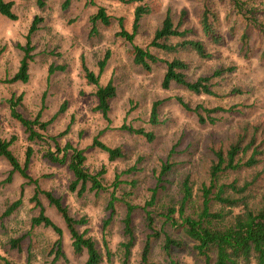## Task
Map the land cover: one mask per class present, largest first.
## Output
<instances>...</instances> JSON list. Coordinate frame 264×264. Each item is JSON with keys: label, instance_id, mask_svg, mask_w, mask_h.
<instances>
[{"label": "rangeland", "instance_id": "rangeland-1", "mask_svg": "<svg viewBox=\"0 0 264 264\" xmlns=\"http://www.w3.org/2000/svg\"><path fill=\"white\" fill-rule=\"evenodd\" d=\"M65 0H48L44 8H39L37 0H14L16 20L0 14V135L11 139L17 136L12 149L24 164L25 152L29 142L18 121L10 115L9 99L13 94L22 96L19 110L27 118H35L41 111L43 120H52L48 133L58 136L61 145L67 142L83 149L87 156V166L92 171L105 169L107 185H111L117 174L120 179H137L133 193L126 197L137 208L135 223L141 227L138 233L137 254L132 264H139L140 247L146 237L144 229V206L151 197V191L158 183L161 165L165 162H176L168 178V193H160L162 202L178 197L177 187L185 175L190 174L197 191L207 182L208 170L212 159L209 148L214 143H228L245 126L264 123V0H247V8H255L259 26L247 27L249 34L248 48L240 42V36L246 26L237 21L232 29L235 17L232 6L227 1L218 4L221 17L220 32L224 36L223 44H214L200 34L198 17L202 10L200 0H144L151 12L146 14L136 32L134 42L142 47H149L160 58L171 59L174 54L150 46L156 29L168 9L176 21H179L183 10L187 11L186 24L196 27L198 38H203L213 56L200 59L192 52H182L180 57L190 63L189 78L194 80L201 75H211L219 67L234 66L235 70L223 76L213 78L217 96L196 95L183 87L173 85L169 90L161 87L166 67L163 63L154 65L152 70H141L133 62L132 45L117 36L123 19V27L133 30L134 10L139 3H123L118 0H72L70 6L63 8ZM105 7L114 17L112 24L102 27L101 36L90 38V17L99 7ZM72 13H75L73 17ZM43 18L39 29L32 35V61L29 66L27 82L10 79L17 72L23 56L22 46L27 43V35L36 16ZM77 20L81 23L77 24ZM75 25L73 37L79 34L85 47L79 48L75 40L65 37L60 30ZM69 30H71L69 28ZM95 49V51H89ZM110 51L111 57L101 72V83L105 84L111 77L118 86L117 96L112 102L110 121L103 119L96 110L95 87L89 84L82 72L81 56L94 72L99 73V61ZM53 68V70H52ZM181 96L192 106L204 104L207 107H234L231 111L218 114L215 123H200L197 114L186 111L177 101ZM156 100H165L160 109L161 123L152 125L149 122L151 106ZM66 109L59 112L63 103ZM216 115V114H215ZM144 128L155 133L154 141H147L143 136L119 131L123 124ZM178 129V131H177ZM100 138L110 146L123 145L126 157L109 161L107 155L92 145L94 137ZM34 155L30 160L28 171L39 179L42 189L51 191L60 197L71 214L80 218L86 215L88 224L79 226L80 231L88 228L91 235L104 251L103 221L111 212L106 204L110 197L108 192H88L79 198L69 188L71 174L65 166L49 163L43 156L40 145L34 146ZM140 168L137 174L125 172L131 166ZM11 174V166L0 157V249L5 257L17 264H50L54 255L52 250L58 234L44 225L32 226V218L39 214L40 207L31 200L34 185L28 184L19 174L13 173L10 182H5ZM128 182L123 183L121 192L129 190ZM256 192L264 193V173L257 179ZM164 194V195H162ZM22 197V204L13 214L2 217L6 207ZM257 199H259L257 197ZM46 213L62 228L64 257L55 264H84L86 255L76 254L72 248L71 238L57 210L42 199ZM156 207H149L155 209ZM159 212L160 209H155ZM125 215L123 202H116L114 218L106 230V238L112 253V260L103 264H121L119 243L123 238L122 220ZM20 238V247L14 248L10 242ZM183 264H204V260L193 252L191 244L178 254ZM152 258L161 260V251L156 244ZM0 264L3 261L0 259Z\"/></svg>", "mask_w": 264, "mask_h": 264}, {"label": "trees", "instance_id": "trees-1", "mask_svg": "<svg viewBox=\"0 0 264 264\" xmlns=\"http://www.w3.org/2000/svg\"><path fill=\"white\" fill-rule=\"evenodd\" d=\"M48 0H37L39 8H44ZM123 3H139L134 10L133 30L125 29L122 25L123 19L118 21L121 25L116 33L132 45L133 62L141 70H152L154 65L163 63L166 67L162 78L161 87L169 90L173 85L183 87L196 95L217 96L214 89L213 78L223 76L235 70L234 66L219 67L211 75H201L192 80L189 78L188 70L190 63L180 57L182 52H192L200 59H209L213 54L209 51L204 39L214 44H223L224 36L220 32L221 17L218 11V4L227 1L234 11L235 23L242 19L246 26L240 36V42L244 48H248L249 34L247 27L260 26L257 20L255 8H247V0H200L202 5L199 14L200 34L204 37L198 38L197 28L186 24L187 11L183 10L179 21H176L171 10L168 9L156 29L150 46L174 54L171 59L158 57L149 47H142L134 42L136 32L142 18L151 12L147 5L142 4L144 0H118ZM72 0H65L63 8L70 6ZM94 3V0H88ZM0 14L8 19L16 20L17 14L14 11V0H0ZM114 17L111 16L105 7L101 6L97 12L90 17V38L101 36V28L112 24ZM43 18L36 16L32 21L27 35V43L22 46L23 56L20 60L17 72L10 79V82L29 80V66L32 61L31 51L33 50L32 35L39 29V23ZM2 48L0 47V54ZM111 57L107 51L99 61L100 72L96 73L86 63L85 57L81 56L82 72L89 84L94 85L96 98V110L100 112L103 119L109 122L112 102L118 93V86L111 77L105 84L101 83V72L105 69ZM53 70V68H52ZM22 96L15 94L9 99L11 117L18 121L27 136L29 145L25 152L24 164L19 160L12 149V144L17 136L11 139L3 138L0 135V157L7 160L11 166V174L5 182H10L12 174H19L24 180L34 185V194L31 200L40 207L38 215L32 218V226L44 225L51 227L57 234L58 239L53 246L54 258L50 264H55L61 257H64L62 243V228L46 213L42 199H46L49 205L54 207L63 219L64 225L71 238V244L76 254L86 255L84 264H103L105 260H112L115 253H112L109 241L106 238V230L111 224L116 211V202H123L125 215L122 220L123 238L119 243L118 251L121 264H132L137 254L138 233L141 227L135 223V205L126 200L127 196L133 193L137 186V179L122 180L117 174L111 185H107L105 169L97 172L87 166V156L83 149L67 142L61 145L58 136L48 133V126L52 120H43L41 111L35 118H27L19 110L22 103ZM177 101L186 111H192L198 116L200 123H215L218 114L231 111L234 107L223 106L207 107L204 104L192 106L181 96ZM165 100H156L151 106L149 122L158 125L160 120V109ZM66 102L59 112L66 109ZM216 114V115H215ZM126 131L127 134H134L146 138L147 141L155 140V133L144 128L123 124L118 129ZM100 134H97L92 145L103 151L109 161H116L126 157L127 153L123 145L110 146L105 143ZM40 145L42 156L51 164L62 165L71 174L68 185L69 190L79 198L85 197L88 192H108L110 197L106 204V210L110 216L103 221V245L104 251L99 247L94 237L88 235V228L80 231L79 226L88 224L86 215L80 218L74 217L68 207L64 205L60 197L55 196L51 191L41 188L39 179L34 178L28 171L29 163L34 155V146ZM212 154L208 170L207 182H204L199 190H194L191 175L187 174L178 185V197L168 202H162L160 193H168V178L170 172L176 166V162H164L158 176V183L151 191V197L144 206V229L146 237L143 247H140L139 264H183L178 254L184 252L191 244L196 255L204 260V264H264V193L256 192L257 179L264 173V123L252 126H245L242 131L234 135L228 143L212 144L209 148ZM140 168L131 166L125 172L137 174ZM128 182L129 190L122 191L123 183ZM2 185V184H1ZM0 185V186H1ZM162 194V195H164ZM257 197L259 199H257ZM22 197L11 202L4 210L2 217L10 216L22 204ZM156 207L159 210L149 209ZM14 248L20 247V238L12 239L10 242ZM158 244L161 251V260L152 258L154 248ZM3 264H17L13 260L0 256Z\"/></svg>", "mask_w": 264, "mask_h": 264}, {"label": "clouds", "instance_id": "clouds-1", "mask_svg": "<svg viewBox=\"0 0 264 264\" xmlns=\"http://www.w3.org/2000/svg\"><path fill=\"white\" fill-rule=\"evenodd\" d=\"M183 4L188 5V0H182ZM73 17L75 16V13H72ZM81 23L79 20H77V24ZM69 28L71 30H69ZM76 31L75 25L72 26H66L64 29H61L60 32L63 36L65 37H70L73 38L75 40L76 45L83 49L85 47L84 44V40L79 36V34L77 33V35L75 37H73V33ZM89 51H95V49H89ZM0 66H2V61H0ZM0 71H2V67H0ZM178 131V129H177ZM2 239V238H0ZM4 255V252L2 249H0V256Z\"/></svg>", "mask_w": 264, "mask_h": 264}]
</instances>
